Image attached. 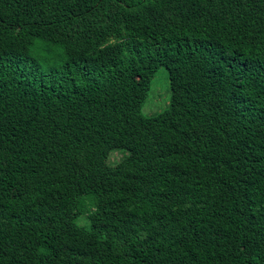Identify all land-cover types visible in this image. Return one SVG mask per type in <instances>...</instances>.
Wrapping results in <instances>:
<instances>
[{
    "label": "trees",
    "instance_id": "1",
    "mask_svg": "<svg viewBox=\"0 0 264 264\" xmlns=\"http://www.w3.org/2000/svg\"><path fill=\"white\" fill-rule=\"evenodd\" d=\"M0 264H264V0H0Z\"/></svg>",
    "mask_w": 264,
    "mask_h": 264
},
{
    "label": "rangeland",
    "instance_id": "2",
    "mask_svg": "<svg viewBox=\"0 0 264 264\" xmlns=\"http://www.w3.org/2000/svg\"><path fill=\"white\" fill-rule=\"evenodd\" d=\"M171 85L169 71L166 66L162 65L152 78L151 86L146 100L143 102L142 112L146 116L157 115L170 106L171 103ZM125 153L121 150L111 152L109 160L116 163L121 160ZM86 216H78L76 221L84 225Z\"/></svg>",
    "mask_w": 264,
    "mask_h": 264
}]
</instances>
